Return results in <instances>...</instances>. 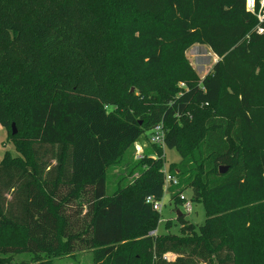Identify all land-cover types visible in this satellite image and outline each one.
Returning <instances> with one entry per match:
<instances>
[{"label": "trees", "instance_id": "obj_1", "mask_svg": "<svg viewBox=\"0 0 264 264\" xmlns=\"http://www.w3.org/2000/svg\"><path fill=\"white\" fill-rule=\"evenodd\" d=\"M196 42L219 57L203 78L185 55ZM158 125L181 155L171 199L191 188L206 212L199 226L177 211L178 234H154L147 203L164 195L159 146L106 194L108 168ZM1 126L17 155L0 162V264L86 250L94 264H264V23L246 0H0Z\"/></svg>", "mask_w": 264, "mask_h": 264}, {"label": "rangeland", "instance_id": "obj_2", "mask_svg": "<svg viewBox=\"0 0 264 264\" xmlns=\"http://www.w3.org/2000/svg\"><path fill=\"white\" fill-rule=\"evenodd\" d=\"M185 55L189 62L192 64L198 75L203 78L205 73L213 65L214 55L211 49L200 43H193L188 47ZM131 91H134L131 89ZM13 128V127H12ZM151 131H147L143 134L139 140L124 153L122 159L111 165L107 170V185L106 194L108 196L113 195L118 186L125 185L133 182L134 178L138 177V172L129 176V172L135 167L136 162L141 160L145 154L157 156L155 146L150 139ZM163 150V155L166 162V171H169V166L172 163L179 162L181 155L176 149H170L168 147L159 146ZM8 151L14 156L17 155L16 150L12 142L8 140L7 130L4 127H0V162L4 157L5 152ZM141 153V157H138ZM38 157L44 167L53 166L55 164L56 149L50 146H43L38 148ZM50 168V167H49ZM48 169V168H47ZM125 178V179H124ZM7 199L11 197V194H6ZM183 197L186 199L184 204H176L171 199L169 191H164V195L160 204L162 205L160 214V221L157 226L156 233L158 235L165 233L178 234L180 233V224L177 221V211L185 214V219L190 223L196 225H202L206 220V212L202 203L194 202L191 200L192 189L188 188L183 191ZM191 202L192 211H186V203ZM155 234V233H154ZM7 264H94L92 250L77 251L73 254H67L60 257H50L47 254H31L21 253L10 255L9 263Z\"/></svg>", "mask_w": 264, "mask_h": 264}, {"label": "built area", "instance_id": "obj_3", "mask_svg": "<svg viewBox=\"0 0 264 264\" xmlns=\"http://www.w3.org/2000/svg\"><path fill=\"white\" fill-rule=\"evenodd\" d=\"M246 8L249 12L253 13L259 20L260 24L264 23V0H246ZM259 32H263V29L261 27L258 28ZM165 133L163 130L162 125L156 126L151 134L150 139L151 141L158 145V146H164L165 144ZM138 157H141V153ZM164 175H165V183H164V191H169L170 188L178 186L179 180L178 178L171 174L169 171H166V168H164ZM180 199L182 200L183 204L186 202V199L183 197V193L180 194ZM147 203L151 204L153 206V209L156 211H160L162 208V205L159 201H155L153 197L147 198ZM186 211L191 212L192 211V204L191 202L186 203ZM156 234V233H155ZM167 259H170L169 255L166 256Z\"/></svg>", "mask_w": 264, "mask_h": 264}, {"label": "water", "instance_id": "obj_4", "mask_svg": "<svg viewBox=\"0 0 264 264\" xmlns=\"http://www.w3.org/2000/svg\"><path fill=\"white\" fill-rule=\"evenodd\" d=\"M12 127H13V134H16L15 125L13 124ZM219 170H220V173L223 174V173H225V172L227 171V168H225V167H220ZM178 213H179V212H178ZM178 216H179V214H178Z\"/></svg>", "mask_w": 264, "mask_h": 264}, {"label": "crops", "instance_id": "obj_5", "mask_svg": "<svg viewBox=\"0 0 264 264\" xmlns=\"http://www.w3.org/2000/svg\"><path fill=\"white\" fill-rule=\"evenodd\" d=\"M213 55H214V59H213V65L219 60V57L217 56V55H215L214 53H213ZM213 65H212V67H213ZM212 67H210L209 68V70L205 73V75L210 71V69L212 68ZM204 75V76H205ZM203 76V77H204ZM156 233V232H155Z\"/></svg>", "mask_w": 264, "mask_h": 264}]
</instances>
